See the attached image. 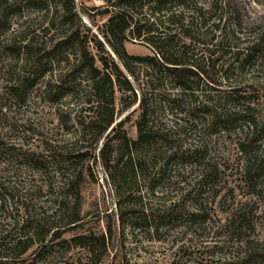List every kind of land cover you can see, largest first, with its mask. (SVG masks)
<instances>
[{
  "label": "rangeland",
  "instance_id": "rangeland-1",
  "mask_svg": "<svg viewBox=\"0 0 264 264\" xmlns=\"http://www.w3.org/2000/svg\"><path fill=\"white\" fill-rule=\"evenodd\" d=\"M195 1L203 14L183 11L177 17V26L188 25L192 38L185 40V59L200 73L192 84L195 96L184 97L185 104L172 111L158 109L157 95L152 96L148 126L153 140L142 147L136 173L124 174L118 186L100 158L108 131L95 142L89 123L95 114L85 102L88 75L72 70L65 61V55L73 52L69 44L53 49L49 36L60 32L49 33L32 48L22 69L26 73L36 69L39 77L22 100L8 92V76L1 68L8 56L0 55V240L15 237L25 220L22 232L30 231L28 235L36 226L62 225L73 204L66 181L76 170L82 176L77 184V215L83 219L32 253L34 245L14 264H108L111 260L112 264H229L245 257L251 247L256 252L251 264H264V172L255 178L254 186L244 177L253 161L264 167V45L252 50L249 64L238 66L264 32V0ZM76 6L83 25L97 34V26L107 18L102 1L76 0ZM148 10L144 4L138 17H146ZM124 47L130 55L154 54L141 40L130 39ZM111 56L122 68L119 59ZM22 64L19 61L16 70ZM15 79L12 74L10 82ZM167 81L159 91L176 93L177 87ZM236 87L239 92L230 96L229 89ZM193 102L238 113L249 107L259 126L250 148L245 152L238 145L247 133L243 121L235 124L234 131H217L208 140L200 128L194 130L182 112ZM137 113L128 115L122 126L132 138ZM162 132L165 144L158 137ZM201 141L208 144L205 158L217 163L221 172L214 191L204 187L201 192L205 218L200 216L188 227L176 216L181 207L194 211L200 175L187 171L178 183L175 169L162 173L160 167L170 151L187 152ZM234 213L243 214L244 219L230 223ZM108 224L111 233L105 250L83 244L84 235L100 234Z\"/></svg>",
  "mask_w": 264,
  "mask_h": 264
},
{
  "label": "trees",
  "instance_id": "trees-1",
  "mask_svg": "<svg viewBox=\"0 0 264 264\" xmlns=\"http://www.w3.org/2000/svg\"><path fill=\"white\" fill-rule=\"evenodd\" d=\"M100 1L104 5L107 18L100 26H97L96 34L81 22L76 0H0V55L8 56V62L1 68L8 76L6 79L9 94L22 100L24 92L34 86L39 77L36 69L31 73H26L22 69L29 59L32 48L39 39L49 33L54 35L56 31L60 32L59 36H49L50 40H54L53 49L56 50L65 43L69 44L73 52L71 55H65V61L71 65L72 70L84 71L88 75L85 85L87 90L85 102L88 104V110H92V114H95L93 118H90L89 123L95 131V142H98L108 131L107 138L100 148V158L110 180L117 182L118 186L124 174L136 173L142 147H147L153 140L152 129L148 126L152 96L157 95L158 109L170 111L184 105V97L195 96L192 84H195V79H199L200 73L195 71L196 69L191 67L193 65L185 59L188 50L185 40H192V38L188 25L177 26L179 22L177 17L183 11L203 14V10L195 0ZM144 4H148L149 13L145 14L146 17L142 15L139 18L138 14H141ZM160 16H164L165 20H160ZM165 22L167 25H164ZM176 28H179L181 32L179 33ZM130 39L144 41L154 54L146 56L128 54L124 43ZM263 45L264 32L260 33L257 43L249 49L250 52L243 55L238 66L243 68L244 65L249 64L253 52ZM106 46L119 59L122 68L115 62ZM19 61L23 64L21 69L16 70ZM12 74L16 75L17 80L10 82ZM165 79L170 86L177 87V94L171 95V91L165 89L159 91L164 86ZM73 86L76 84H71L68 88ZM229 90L230 96H235L240 87ZM130 108L133 109L128 115L138 110L133 121L135 138L122 129L124 123L129 120L128 115L115 123L116 118ZM182 112L190 120L191 127L194 130L200 128L198 131L207 140L217 131H234L235 124L243 121L247 133L238 145L240 150L245 152L250 148L252 137L259 128L258 123L250 115L249 107H246L242 113H238L213 108L209 103L197 105L193 102L189 107L182 109ZM158 137L161 143H166L167 137L164 132ZM112 144L116 146L112 147ZM207 149V142L201 141L200 146L187 152L172 150L165 155L160 167L162 173L175 169L178 183L187 171L189 173L197 171L200 175L198 179L200 194L196 195L195 203L192 204L194 211L189 212L181 207L179 218L176 216L177 221H183V224L188 227L193 226L200 216L205 218L203 206L205 198H201V192L204 187L213 190L221 172L217 163L205 158ZM263 172L264 167L253 161L244 172L245 181L248 185L254 186L255 178ZM81 179V173H77L76 170L66 181L67 188L71 191L73 204L64 223L60 226H49L46 229L36 226L28 235L29 230L26 231H29L28 234L22 232L26 228L27 220H25L26 223L20 226V231L15 237L8 241L0 240V264H14L21 261L22 256L34 245L32 253L38 249L41 250L46 241L58 238L61 231L79 224L83 219L77 215V184ZM212 195L215 196L216 191L212 192ZM242 219H244L243 214L234 213L230 223L234 224L235 220ZM110 233L111 226L108 224L106 230L100 234L90 232L84 235L83 244L105 250L106 239ZM6 250L16 253L10 256L5 252ZM255 255V249L251 247L245 257L229 264H251ZM112 263L114 262L111 260L108 264Z\"/></svg>",
  "mask_w": 264,
  "mask_h": 264
}]
</instances>
